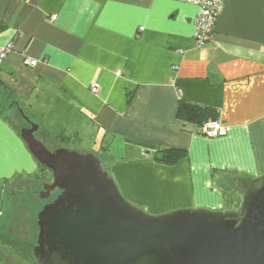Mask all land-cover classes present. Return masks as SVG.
I'll return each instance as SVG.
<instances>
[{
    "label": "crops",
    "instance_id": "0c3cea01",
    "mask_svg": "<svg viewBox=\"0 0 264 264\" xmlns=\"http://www.w3.org/2000/svg\"><path fill=\"white\" fill-rule=\"evenodd\" d=\"M199 10L188 0H0V49L13 44L0 59V106L50 119L54 139L100 146L121 193L147 212L231 208L221 182L264 174V0H226L203 48ZM182 100L215 108L228 134L203 135L179 116ZM2 112L0 194L39 171ZM171 148L186 155L156 160ZM0 264L34 263L0 239Z\"/></svg>",
    "mask_w": 264,
    "mask_h": 264
},
{
    "label": "water",
    "instance_id": "95a60500",
    "mask_svg": "<svg viewBox=\"0 0 264 264\" xmlns=\"http://www.w3.org/2000/svg\"><path fill=\"white\" fill-rule=\"evenodd\" d=\"M19 111L30 124L21 138L52 176L40 198L60 190L38 213L36 264H264V174L236 178V207L150 214L121 193L100 157L49 150Z\"/></svg>",
    "mask_w": 264,
    "mask_h": 264
},
{
    "label": "rangeland",
    "instance_id": "374dc122",
    "mask_svg": "<svg viewBox=\"0 0 264 264\" xmlns=\"http://www.w3.org/2000/svg\"><path fill=\"white\" fill-rule=\"evenodd\" d=\"M2 111L5 116H11L4 109ZM24 111L25 116L29 119V121H31L32 123H36L40 126V129L36 132V137L41 140L49 150L54 151L59 145L64 144V146L69 148L70 150H75L80 153H88L86 151L92 152L102 159L105 169L109 171V162L112 158L108 159L107 156L109 155L106 156L103 151L99 152L100 146L96 148L95 151H93L91 150V147H89L90 141L86 139H83V141L81 142L75 139L65 142H62L56 138L54 139L50 136L55 134L54 129L57 126L56 124L54 126L50 119L48 120V118L44 117L42 120H39V118L33 115V112L28 107ZM11 121L19 129L23 127H30V125L27 123L28 120L25 117L23 118L19 112H16L11 116ZM45 128H47V133L49 135L44 138L45 140H42V135ZM116 150L117 148L112 151L114 157H120V151ZM38 172L39 171L37 170V172L35 173ZM51 179V173L47 172L46 176L44 177V180L50 181ZM41 190H43V184H35L31 177H27L20 179L19 183H17V181H14L11 185H8L7 188L2 189L0 194V211L1 209H3L4 211V215L1 217L0 220V239L5 242L8 241L7 243H17V247L21 250V254L26 256L29 255L31 259H33L31 246L33 245V247H35L37 242V236L39 233V228L37 224L38 213L43 209L46 203L52 201L56 196V194H53V196L49 199H41ZM227 199H230V202L233 199H235V201L233 202L238 201L236 193L233 192H229V194L227 195ZM168 211L170 210L161 213H149L163 214ZM22 243H30L31 246H29V250L22 249Z\"/></svg>",
    "mask_w": 264,
    "mask_h": 264
},
{
    "label": "trees",
    "instance_id": "16d2710c",
    "mask_svg": "<svg viewBox=\"0 0 264 264\" xmlns=\"http://www.w3.org/2000/svg\"><path fill=\"white\" fill-rule=\"evenodd\" d=\"M131 97V96H130ZM1 111L4 108V106H0ZM22 116V114H20ZM179 116L183 117L186 119L188 122L195 123L197 124L200 128L202 125H204L206 122L211 121V120H216L220 119L219 118V113L215 108L209 107V106H201L197 104H193L187 101L182 100L179 106ZM23 117V116H22ZM67 137L63 136V139H66ZM186 155L185 150L181 149H176V148H171V149H162L159 150L155 156L156 160L166 163V164H173L176 163L180 158ZM47 172L51 173L45 166L41 165L39 163V172L31 176L33 179V182L35 184H44L46 180H44V177L46 176ZM52 177V176H51ZM236 176H230L229 179L224 180L221 182V187L224 190L225 194H229V192L236 193L233 187L234 181L236 180ZM41 186V185H40ZM60 193V190H57L53 194H56L54 198L57 197V195ZM52 194V196H53ZM51 196V197H52ZM237 196V195H236ZM238 201L237 202H232L231 203V208L236 207L240 203V198L237 196ZM8 242V241H7ZM13 243L9 242L8 245L12 246ZM23 244V243H22ZM17 243L13 244V248L15 250L21 252V250L17 247ZM29 246H31L30 243H24L23 247H21L24 250H29ZM32 248V258L28 255H23L25 259L28 261L35 263L34 257H33V245L31 246ZM31 252V251H30Z\"/></svg>",
    "mask_w": 264,
    "mask_h": 264
},
{
    "label": "built area",
    "instance_id": "2783aa9c",
    "mask_svg": "<svg viewBox=\"0 0 264 264\" xmlns=\"http://www.w3.org/2000/svg\"><path fill=\"white\" fill-rule=\"evenodd\" d=\"M200 6V10L196 16L195 24V41L199 48H203L212 40V34L214 26L217 21V17L223 9L224 2L226 0H188ZM57 16L54 14L52 19ZM13 48V44L9 43L0 49V59L4 58ZM25 63L31 66L37 64L36 60L25 58ZM93 92H98L99 87L97 85L92 86ZM201 133L207 137H221L228 134V128L222 122L221 119L211 120L201 126Z\"/></svg>",
    "mask_w": 264,
    "mask_h": 264
},
{
    "label": "flooded vegetation",
    "instance_id": "af4514ba",
    "mask_svg": "<svg viewBox=\"0 0 264 264\" xmlns=\"http://www.w3.org/2000/svg\"><path fill=\"white\" fill-rule=\"evenodd\" d=\"M28 124H29V123H28ZM29 125H30V124H29ZM56 191H57V190H56ZM56 191H55V192H56Z\"/></svg>",
    "mask_w": 264,
    "mask_h": 264
}]
</instances>
